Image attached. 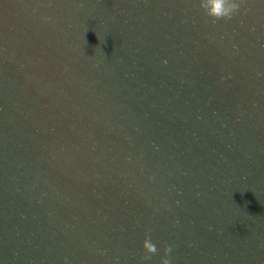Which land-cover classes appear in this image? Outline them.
I'll return each instance as SVG.
<instances>
[{
  "label": "water",
  "instance_id": "95a60500",
  "mask_svg": "<svg viewBox=\"0 0 264 264\" xmlns=\"http://www.w3.org/2000/svg\"><path fill=\"white\" fill-rule=\"evenodd\" d=\"M199 4L0 0V264H264V0Z\"/></svg>",
  "mask_w": 264,
  "mask_h": 264
},
{
  "label": "clouds",
  "instance_id": "9594fccd",
  "mask_svg": "<svg viewBox=\"0 0 264 264\" xmlns=\"http://www.w3.org/2000/svg\"><path fill=\"white\" fill-rule=\"evenodd\" d=\"M243 0H200L199 7L207 17L212 18L215 23L219 20H231L233 15L238 12ZM151 229L145 233L142 247L145 254L142 256L143 261H150L152 256L158 251L156 245L151 241ZM164 256L161 257V264H171L170 254L172 245L165 244L163 248Z\"/></svg>",
  "mask_w": 264,
  "mask_h": 264
}]
</instances>
